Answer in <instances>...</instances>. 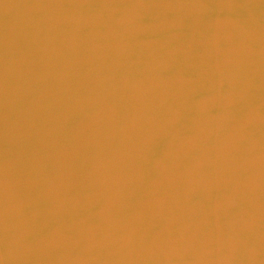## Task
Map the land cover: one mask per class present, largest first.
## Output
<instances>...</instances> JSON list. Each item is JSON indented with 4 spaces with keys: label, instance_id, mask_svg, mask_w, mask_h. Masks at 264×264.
Masks as SVG:
<instances>
[{
    "label": "clouds",
    "instance_id": "clouds-1",
    "mask_svg": "<svg viewBox=\"0 0 264 264\" xmlns=\"http://www.w3.org/2000/svg\"><path fill=\"white\" fill-rule=\"evenodd\" d=\"M0 8V264H264V0Z\"/></svg>",
    "mask_w": 264,
    "mask_h": 264
},
{
    "label": "water",
    "instance_id": "water-1",
    "mask_svg": "<svg viewBox=\"0 0 264 264\" xmlns=\"http://www.w3.org/2000/svg\"><path fill=\"white\" fill-rule=\"evenodd\" d=\"M9 2H24V0H9ZM0 23H2V8H0Z\"/></svg>",
    "mask_w": 264,
    "mask_h": 264
}]
</instances>
